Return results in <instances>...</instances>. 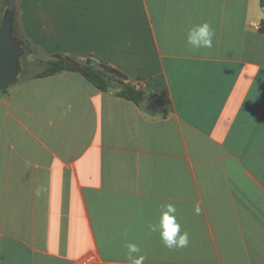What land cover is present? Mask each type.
<instances>
[{"label": "crops", "instance_id": "crops-1", "mask_svg": "<svg viewBox=\"0 0 264 264\" xmlns=\"http://www.w3.org/2000/svg\"><path fill=\"white\" fill-rule=\"evenodd\" d=\"M16 16L42 57L113 67L144 98L72 71L0 93V264H131L128 244L144 264H264L261 0H20ZM205 22L213 47L194 49ZM169 204L187 247L151 230Z\"/></svg>", "mask_w": 264, "mask_h": 264}, {"label": "trees", "instance_id": "trees-1", "mask_svg": "<svg viewBox=\"0 0 264 264\" xmlns=\"http://www.w3.org/2000/svg\"><path fill=\"white\" fill-rule=\"evenodd\" d=\"M6 6L13 5L15 14L20 0H4ZM261 6L264 8V0H261ZM5 9V7H3ZM19 23L16 16V34L23 41L28 55L37 57L41 62V70L24 79L45 78L61 74L63 72L72 71L81 74L90 84H92L99 91L106 93L109 91H116V95L120 98L135 102L139 104L144 98V93L134 87L128 80V77L118 71L117 69L106 65H95L91 59L84 63H77L75 68L67 69L64 66L65 57L61 55H54L50 58L38 56L40 49L36 47L20 30ZM260 32L264 34V22L261 25Z\"/></svg>", "mask_w": 264, "mask_h": 264}, {"label": "clouds", "instance_id": "clouds-1", "mask_svg": "<svg viewBox=\"0 0 264 264\" xmlns=\"http://www.w3.org/2000/svg\"><path fill=\"white\" fill-rule=\"evenodd\" d=\"M214 36L215 32L209 23L197 24L188 31L187 43L194 49L212 48ZM164 207L167 210L163 212L159 225L151 226V230L153 232L159 230L160 238L168 249L187 247L189 235L187 232L181 233V227L175 217L176 208L171 204ZM196 212L197 214L200 212L199 205L196 207ZM127 249L128 259L131 261V264H144L146 257L143 255H139L138 257L133 255L140 252L137 245L128 244Z\"/></svg>", "mask_w": 264, "mask_h": 264}, {"label": "water", "instance_id": "water-1", "mask_svg": "<svg viewBox=\"0 0 264 264\" xmlns=\"http://www.w3.org/2000/svg\"><path fill=\"white\" fill-rule=\"evenodd\" d=\"M16 14L9 5L2 14L0 27V93L17 85L24 77L23 59L28 55L23 41L16 34ZM65 68L78 64L66 58Z\"/></svg>", "mask_w": 264, "mask_h": 264}, {"label": "rangeland", "instance_id": "rangeland-1", "mask_svg": "<svg viewBox=\"0 0 264 264\" xmlns=\"http://www.w3.org/2000/svg\"><path fill=\"white\" fill-rule=\"evenodd\" d=\"M3 7H5V9L8 7L6 6L5 1ZM5 9H3V12L5 11ZM38 56L42 57V54L38 52ZM41 65L42 64L39 58L30 55L25 56V58L23 59V67L25 69L23 79L39 72L41 70Z\"/></svg>", "mask_w": 264, "mask_h": 264}]
</instances>
